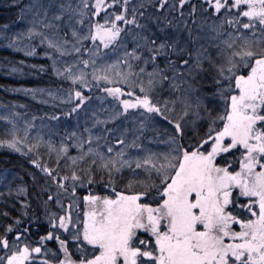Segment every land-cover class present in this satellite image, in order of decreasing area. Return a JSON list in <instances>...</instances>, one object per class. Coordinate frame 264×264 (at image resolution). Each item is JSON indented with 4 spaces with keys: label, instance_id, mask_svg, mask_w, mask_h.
<instances>
[{
    "label": "snow or ice",
    "instance_id": "snow-or-ice-1",
    "mask_svg": "<svg viewBox=\"0 0 264 264\" xmlns=\"http://www.w3.org/2000/svg\"><path fill=\"white\" fill-rule=\"evenodd\" d=\"M5 6L0 264H264V0Z\"/></svg>",
    "mask_w": 264,
    "mask_h": 264
},
{
    "label": "trees",
    "instance_id": "trees-1",
    "mask_svg": "<svg viewBox=\"0 0 264 264\" xmlns=\"http://www.w3.org/2000/svg\"><path fill=\"white\" fill-rule=\"evenodd\" d=\"M9 2L10 0H0V24L9 23L12 29H16L19 22H16L15 24L11 23L14 20V13L16 9L15 7H6L5 5ZM19 60H25L26 65L50 63V61L41 55L25 57L24 53L22 52H16L4 47V42L0 41V85L15 87H46L49 84H52L55 77H53L50 73L34 74L33 70L28 67H26L25 72L21 74H6L10 71V62ZM5 65H9V67L6 68ZM12 100H17L19 103L28 104L29 109L32 111H35L36 108L39 107L36 101H32L23 93H11L5 91L3 88H0V103L9 102ZM45 110H47L46 106ZM6 160L11 161L14 164H20L22 162L18 154L10 153L7 150L0 149V166L8 167V164L3 163Z\"/></svg>",
    "mask_w": 264,
    "mask_h": 264
},
{
    "label": "rangeland",
    "instance_id": "rangeland-1",
    "mask_svg": "<svg viewBox=\"0 0 264 264\" xmlns=\"http://www.w3.org/2000/svg\"><path fill=\"white\" fill-rule=\"evenodd\" d=\"M23 27V24H22V22H19V24H18V26L16 27V29H19V28H22ZM16 29H13V30H16ZM38 50H41L42 51V49H38ZM23 53V52H22Z\"/></svg>",
    "mask_w": 264,
    "mask_h": 264
}]
</instances>
